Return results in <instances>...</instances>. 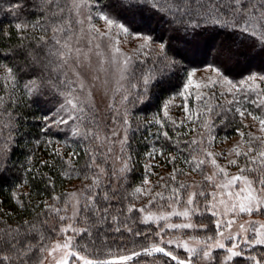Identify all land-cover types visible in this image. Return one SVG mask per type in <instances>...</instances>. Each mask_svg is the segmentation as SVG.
<instances>
[{
    "label": "trees",
    "instance_id": "16d2710c",
    "mask_svg": "<svg viewBox=\"0 0 264 264\" xmlns=\"http://www.w3.org/2000/svg\"><path fill=\"white\" fill-rule=\"evenodd\" d=\"M172 2L59 0L63 11L53 17L55 4L42 6V0H0V77L11 68L15 78L12 82L0 80V229H19L21 243L26 239L39 244L43 236L45 247L61 236L68 241L72 234V246L94 264H138L149 258L176 264L162 253L149 251L155 227L144 224L136 210L148 206L159 209L165 206L164 202L159 197L135 193V189L143 186L153 193L171 196V188L182 182L189 186L181 189L183 199L191 190L194 176H204L209 170L203 165L193 171L192 164L185 162L191 155L203 158L194 149L206 147L212 151L220 139L236 136L237 129L244 128L248 113L264 117V104L260 103L264 100V81L258 82L264 76V39L260 36L264 26H258L254 36H241L238 26L225 23L226 15L214 19L198 5L177 13L169 7ZM81 7L88 19L107 16L113 21L111 32L135 43L132 68L123 92L116 94L113 105L104 110V119L87 105L70 65L47 55L55 44L50 30L53 22L64 29L55 33L60 41L56 48L66 53L77 42ZM17 24L27 27L20 30ZM116 25H122L127 32ZM108 39L104 36L100 41L107 43ZM65 43L68 47L61 48ZM204 68L214 69L238 90L227 94L216 88L184 92L189 73ZM249 76H256V83L248 80ZM198 93L203 94L200 101L194 99ZM68 100L76 103L77 108L73 109ZM237 108L245 111L243 119L235 112ZM197 112L200 119H188ZM61 119L67 122L58 123ZM180 121L184 123L179 124ZM205 122H209L208 128L202 127ZM116 126L127 132V139L120 146L113 145L108 131ZM163 131L173 139L161 135ZM194 139H203L204 144L188 143ZM93 156L94 165L89 166ZM171 157L175 159L169 162ZM173 169H178L176 180L169 178ZM93 180L99 181V187ZM145 180L151 185H145ZM165 184L168 187H163ZM89 188L97 193L108 191L109 195L115 190L110 204L100 195L97 201L109 206V215L117 219L97 224L91 212L81 209L74 229L87 227L89 232H63L70 220V206L67 211L63 209L71 194L80 195L82 206ZM49 206L61 208L59 215L69 219L61 221ZM129 206H134L133 211H127ZM202 219L204 222L196 220L208 226V233H215L211 219ZM32 225L36 226L35 231L26 232ZM117 228L120 230L116 231ZM1 250L4 254H0V264H21L11 248L5 245ZM5 255L14 259L4 261ZM44 256L46 252L34 248L28 264H38ZM259 257V264H264L260 251ZM250 261L238 258L231 264L257 262ZM77 262L83 264L82 260Z\"/></svg>",
    "mask_w": 264,
    "mask_h": 264
},
{
    "label": "rangeland",
    "instance_id": "374dc122",
    "mask_svg": "<svg viewBox=\"0 0 264 264\" xmlns=\"http://www.w3.org/2000/svg\"><path fill=\"white\" fill-rule=\"evenodd\" d=\"M80 6V5H79ZM83 7L79 10L81 11ZM96 20L92 18L88 19L83 15L81 11L79 20L81 30L79 31V36L76 39L77 42L70 46L68 52H66L67 63L70 65V68L73 72L76 85L78 90L84 96V99L87 105L95 110L101 119H104V110L109 109L113 105V99L115 95L123 92V87L127 81V74L132 68V57L134 55V42L133 40L125 39L120 37L117 33V36L114 31L111 32V28L102 18L95 15ZM106 33V35H105ZM104 36L109 37L107 43H102L100 39ZM75 41V40H74ZM73 41V42H74ZM109 43V44H108ZM119 49V51H117ZM191 73H194L191 76V79L195 83H200L202 86L200 89H196L195 83L193 85H188L189 92H206L210 88H216L220 91L233 92L238 90V88L232 84L227 79L223 78L217 71L212 68H204L201 70H196ZM260 82V79L258 80ZM256 83V81H255ZM208 85V87H204ZM120 95V94H119ZM179 103V102H177ZM184 104V103H183ZM261 117V116H259ZM264 118V117H261ZM106 122V121H104ZM247 125V127H245ZM108 130L111 132V140L114 141L113 145H121L127 139V132L123 129L116 127H110ZM245 133L244 137H241L237 134L234 137L227 139H220L216 145L213 146L212 151L215 154L217 164L225 167L229 176H234L239 174L240 168L245 167L247 160L244 156H237L234 152L231 155L228 153L232 152L234 147L239 146L241 152L248 151L249 148V135L252 137H261L264 139V132L261 131V125L259 120H254L250 116H247L244 120V128L242 131ZM252 155L255 156L256 152L260 146V141L252 140ZM112 144V143H111ZM211 151V152H212ZM223 154V155H221ZM236 160L237 165H229L228 161ZM208 167V173L206 175H212L217 170L206 160L205 164ZM252 167L253 165H249ZM249 175L250 179H255V175L252 173H246ZM195 175L194 180L191 182V190L189 193H196L194 205H199V211L191 213L189 217H184L182 215H176L174 213L183 212L186 208L185 197L179 201H174L168 199L167 193L162 192L164 199H161V202H164L165 206L159 209H151L150 206L144 208V212H140L142 222L146 225H152L155 227V231L152 235V238L149 240V251H152L154 246L164 247L166 251L172 252L178 257V259H187L188 257L192 258V264H223L227 259L229 253L226 251L228 247L237 245L234 248L235 251H241L240 257H233L231 260L227 261V264H231L234 260L238 258H243L251 262L250 257H255L254 261H257L259 257V251L264 254V245L261 244H245L243 240L237 237V234L242 237H246L248 240L261 239L264 237L259 236L260 232H264V229L260 228V224H264V208L260 212L253 211L250 215L247 213H240L239 209L235 212L227 211L223 205L219 204L220 194L222 189L213 187L211 182L205 180V176ZM216 182H220V177H216ZM148 185H151L150 183ZM242 185L238 184L237 187ZM235 191V189H232ZM203 191L204 196L199 195ZM80 192V191H79ZM215 192L216 200H212L209 193ZM73 194V193H72ZM77 194V193H75ZM78 195V194H77ZM80 195H78L79 197ZM228 201V197H224ZM80 200V199H79ZM211 201L217 205L216 208L211 210L206 207ZM229 204L231 201H228ZM141 209V208H138ZM70 220L67 221V225L77 226L78 217H73L72 208L69 209ZM212 211L218 212L217 216L211 214ZM149 214L154 216V219L151 221L145 222V217ZM167 217V219H160L159 217ZM208 216L212 222V225L215 228V233L210 234L207 232L209 229L208 226L203 223L199 224L197 218H200L202 222L203 217ZM220 221V228L215 227V221ZM229 220H234L235 222L228 228L227 222ZM255 221V224L250 222ZM190 223L193 225L191 228H170L169 225L176 224H186ZM244 225V229L240 228V225ZM204 225L205 227H201ZM256 230V235H254L253 230ZM69 231H72L69 229ZM218 233H223V236ZM72 235V234H71ZM69 236L70 240H74V237ZM231 235L232 239L228 237ZM208 237H212L211 241H208L209 244H212L211 257L212 259H201V252L204 248L201 241L207 240ZM216 241L223 243L225 249H220L216 246ZM64 238L61 236L55 243L51 246H55L56 243L64 244ZM171 242V243H169ZM187 242L190 248L195 249V253L187 251L183 245ZM262 250V251H261ZM67 250H61L53 255L56 259H59L62 255L66 254ZM71 251L77 252L76 248L71 246ZM4 251L1 250L0 254ZM78 253V252H77ZM157 253V252H153ZM264 261V257L262 258ZM80 261L76 257H69V264H77ZM44 264H54V261L51 256H48L44 260ZM130 264V263H128ZM138 264H173L170 261L164 262L161 259H145V261L138 262Z\"/></svg>",
    "mask_w": 264,
    "mask_h": 264
},
{
    "label": "snow or ice",
    "instance_id": "6c2138e0",
    "mask_svg": "<svg viewBox=\"0 0 264 264\" xmlns=\"http://www.w3.org/2000/svg\"><path fill=\"white\" fill-rule=\"evenodd\" d=\"M55 4L56 10L51 12V15L53 17H56L59 15L60 12L63 11V8L59 5V0H42V6H48ZM199 6V8H203L207 11L208 14H210L214 19L217 16L224 17L227 16V19L225 20V23H231V25L236 28L238 26V30L240 31L241 36L246 35H256L255 29L258 26H264V0H173L172 3H170L169 7L174 8L177 13H179L182 9H188L192 10L196 6ZM199 15L200 13L197 12ZM106 23L109 25V28L113 25V21L109 19L107 16L102 17ZM175 22V21H173ZM217 23H219V20H216ZM35 25H33L34 27ZM118 28L123 30L124 32H127V29H125L122 25H116ZM17 29L25 30L27 26H22L20 24L16 25ZM50 30L54 33L53 40L55 41V44L52 48H49L47 50V55L51 57H55L58 60H61L63 64L67 63L66 53L61 51L60 49L56 48V45H60V41L55 38V33H61L64 31L63 26L61 24L53 22L50 24ZM106 35V33H105ZM261 39H264V32L260 33ZM146 41L150 40L148 37H143ZM68 47L67 43L64 45H61V48ZM145 47V45H141V48ZM161 48H163V45H161ZM119 51V49H117ZM31 55V54H29ZM33 60H35V56L32 57ZM51 63V61H49ZM63 65H57V69L62 67ZM54 71L56 69H53ZM194 73H189V78L187 81L188 85H193L195 82L191 79V76H193ZM14 76L12 75V69L7 68L6 75L4 77H0V80L5 81H14ZM257 77L256 76H249L248 80L252 81L253 84L255 83ZM262 81H264V76L259 77ZM147 82V81H145ZM30 83H35L34 81ZM241 83H247V81H242ZM200 83H195L196 89L201 88ZM204 87H208V85H204ZM258 87V85H257ZM184 92H188V88L185 87ZM203 98L202 93H198L195 95L194 99L196 101H200ZM186 99V97H185ZM0 100H2V97H0ZM73 109L77 108V104L74 103L72 100L67 101ZM255 102V101H254ZM229 103H232L229 101ZM261 104H264V100L260 101ZM259 106V105H258ZM167 106H165V112L164 115L167 116ZM185 112L188 111L187 105L184 106ZM208 111H211V109H208ZM228 111H233L232 109H228ZM235 112L238 113L241 119L245 116V111H241L239 108L235 109ZM248 115L254 119L259 120V123L261 125V131L264 132V118H261L259 116L253 115L252 113H248ZM72 118V117H70ZM200 119V114L192 113L188 116L189 120ZM67 121L61 119L58 121V123H66ZM127 123V122H126ZM159 123V121H157ZM174 124H176V121H173ZM184 121H180L179 124H183ZM178 124V126H179ZM209 122H205L202 127L208 128ZM247 127V125H245ZM194 130V129H193ZM238 134L241 137H244L245 133L240 132L239 129H237ZM165 138L172 140L173 138L169 136V133L167 131H163L160 133ZM179 135V133H177ZM250 137L249 148L246 152H241L239 146L234 147L232 152L228 153V155H231L233 152L237 156H244L247 160V164L245 167L240 168V172L237 175L229 176L228 172L226 171L225 167L217 164L215 154L208 150L206 147H198L194 149L195 152L202 153V157L200 158L197 155H191L189 158H186V163H191L193 166V171L200 169L206 162V160L210 161V163L214 166V168L217 170L212 175H206L205 180L208 182H211L213 184V187L222 189V192L220 194L219 204L223 205L227 211L235 212L237 209H239L240 213H247L251 214L253 211L260 212L262 208H264V139L261 137H252L251 134H248ZM251 140H258L260 141V146L256 152V155L253 156V148L251 146ZM191 145H203L204 140H192L190 142ZM208 143H211V140L208 141ZM151 155V153H149ZM160 155H163L161 152ZM223 155V154H221ZM175 157H171L169 162L174 160ZM95 157L93 156L91 158V163L89 166L94 165ZM229 165H237L236 160H230L228 161ZM249 165H253L250 167ZM98 167V166H96ZM178 169H173V173L169 177L171 180H176V172ZM100 172H103V169H100ZM246 173H252L255 175V179H250L249 175ZM220 177V182H216V177ZM163 180L164 178L161 177ZM145 185L148 184V181L145 180L143 182ZM93 184L96 187H99V181L93 180ZM240 184L242 186L237 187V185ZM163 187H168L167 184L163 185ZM186 187H189L185 185L184 183L180 182L178 185L174 188H171L172 195L168 197L170 200L179 201L181 199V189H185ZM232 189H235L233 191ZM135 193H139L142 195L150 196V197H159L161 199H164L162 193L156 192L153 193L151 188L145 189L143 186L138 187L135 189ZM102 196V199L104 201H110L115 196V190H113V195H109L108 191H103L101 193L95 192L92 188H89L88 193L85 195L84 200L85 203L81 206L80 200L77 194L73 193L71 194V199L69 202L64 206V211H67V208L70 206L72 208L73 217H77L81 215V209H83L85 212H91L92 217L95 220V223L100 224L106 220H113L115 221L117 219L116 216H110L109 215V206H102L97 201V196ZM196 193H185V204L186 208L183 212L180 213H174L176 215H182L184 217H189L191 213H195L199 211L200 206L194 205ZM199 195L204 196L205 193L201 191ZM216 193H209L208 196L212 198V200H216ZM228 197V201H231L229 204L228 201L224 199V197ZM54 199L59 200V197H55ZM149 203H152V200H149ZM209 210L216 208L217 205L215 203H212L209 201L208 205ZM50 210L55 212L58 215V218L61 221H64L66 219H69V217L59 215L62 211L61 208H57L54 206H49ZM134 206H129L127 211L131 212L133 211ZM137 211L144 212L145 209H136ZM211 214L213 216H217L218 212L212 211ZM87 219V217H84ZM160 219H167V217H159ZM154 219V216L152 214H149L145 217V222L151 221ZM234 220H229L227 222L228 228L231 227V225L234 223ZM46 223V221H45ZM215 227L217 229L220 228V221L216 220ZM252 224H255L256 222H250ZM170 228H191L193 227L192 224L186 223V224H176V225H169ZM201 227H205L204 225H201ZM240 228L243 230L244 225L241 224ZM260 228L264 229V224H260ZM36 226L32 225L31 228L27 229L26 232L30 233L32 231H35ZM71 229L72 231L78 232L80 234L89 232V228L85 227L82 229H74L72 228V225H67V227L63 228V232H67ZM120 229L117 228L116 231H119ZM131 231V229H129ZM254 235H256V230H253ZM139 234V233H138ZM219 235L223 236V233H218ZM259 236L264 237V232H260ZM237 237L245 244L251 245V244H261L264 245V238L261 239H253L248 240L246 237L239 236L237 234ZM229 239H232L231 235L228 237ZM43 236L40 237V243L39 244H32L28 240H24L23 243L20 242V230L19 229H0V248H3L5 245L8 248H11L14 252H16L17 256L15 258H19L21 264H28V260L31 259L30 253L35 248L37 251L40 252H46L47 256L42 257L38 264H44V260L48 258V256H51L54 264H69V257H76L79 260L83 261V264H94L93 261L86 259L83 256H80L77 252L71 251L72 242L71 240H68L64 244L56 243L55 246H48L45 247L43 244ZM213 238L208 237L207 240L201 241L199 243H202L204 245V248L201 252V259H212L211 257V249L213 247L212 244H209L208 241H211ZM171 243V242H169ZM216 246H218L220 249H225V245L223 243H220L219 241H216ZM183 247L193 254L195 253V249L190 248L187 244V242L184 243ZM237 247V245H233L232 247H228L226 251L229 253L227 259L223 262V264H227L228 260H231L233 257H240L241 251H235L234 248ZM61 250H67L66 254L62 255L59 259H56V257L53 255L54 253L61 251ZM146 252L148 250H145ZM153 252L162 253L166 257H170L171 260L176 261V264H192V258L188 257L185 259H178L176 255H174L170 251H166L164 247H158L154 246L152 248ZM133 255H139V253H134ZM9 259H14L13 257H9L7 255L2 257V260L6 261ZM123 260L131 259V257H123ZM250 259L255 260V257H250ZM97 264H108L107 261H100L97 262ZM256 264H259V261L256 262Z\"/></svg>",
    "mask_w": 264,
    "mask_h": 264
}]
</instances>
